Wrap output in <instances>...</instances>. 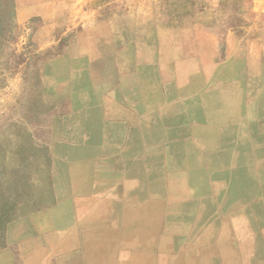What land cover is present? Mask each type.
Returning <instances> with one entry per match:
<instances>
[{
	"label": "crops",
	"instance_id": "obj_1",
	"mask_svg": "<svg viewBox=\"0 0 264 264\" xmlns=\"http://www.w3.org/2000/svg\"><path fill=\"white\" fill-rule=\"evenodd\" d=\"M14 2L70 110L0 264H264V0Z\"/></svg>",
	"mask_w": 264,
	"mask_h": 264
},
{
	"label": "rangeland",
	"instance_id": "obj_2",
	"mask_svg": "<svg viewBox=\"0 0 264 264\" xmlns=\"http://www.w3.org/2000/svg\"><path fill=\"white\" fill-rule=\"evenodd\" d=\"M215 6L212 17L233 22V6ZM15 11L14 0H0V241L11 221L51 201L58 117L70 110L66 92L47 91L42 74L44 60L69 39L42 48ZM38 24L31 20V29Z\"/></svg>",
	"mask_w": 264,
	"mask_h": 264
}]
</instances>
